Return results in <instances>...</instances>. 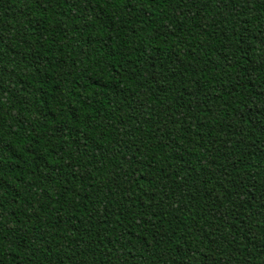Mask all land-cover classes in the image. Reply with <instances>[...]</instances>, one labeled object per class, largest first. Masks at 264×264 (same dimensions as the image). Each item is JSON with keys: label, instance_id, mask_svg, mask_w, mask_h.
<instances>
[{"label": "trees", "instance_id": "1", "mask_svg": "<svg viewBox=\"0 0 264 264\" xmlns=\"http://www.w3.org/2000/svg\"><path fill=\"white\" fill-rule=\"evenodd\" d=\"M0 264H264V0H0Z\"/></svg>", "mask_w": 264, "mask_h": 264}]
</instances>
